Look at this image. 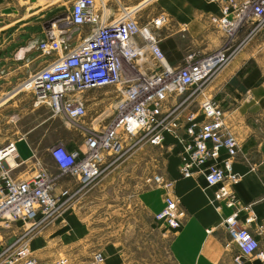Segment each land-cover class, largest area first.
<instances>
[{
	"label": "built area",
	"instance_id": "obj_1",
	"mask_svg": "<svg viewBox=\"0 0 264 264\" xmlns=\"http://www.w3.org/2000/svg\"><path fill=\"white\" fill-rule=\"evenodd\" d=\"M212 1L219 12L212 13L210 20L224 32L225 42L210 52L189 50L180 64L171 63L161 45L160 29L171 15L163 11L142 22L141 3L122 4L110 17L104 10L107 0H73L65 18L70 26L61 27L64 31L53 39L44 28L45 36L37 45L46 64L30 73L20 87L62 115L68 126L80 131L83 142L51 147L58 174L40 158L33 159L34 153L33 172L24 175L15 173L26 162L16 138L0 141V264H40L30 241L67 208L72 196L96 184L106 169L144 142L165 144L168 133L176 138L173 144L178 146L181 176L204 175L213 189L215 207L220 212L224 204L231 208L222 224L240 249L236 264L257 252L259 239L250 227L256 214L251 203L240 202L234 185L240 178L233 168L240 139L225 109L206 94V87L264 29V0ZM59 24L56 21L54 28H60ZM243 30L248 32L241 38ZM108 86L112 90L107 106L89 118L86 90ZM63 175L74 177L78 188L71 191L62 186L58 191ZM147 180L164 188L155 220L171 230L179 228L187 211L175 192V178L155 172ZM19 220L24 221L23 227ZM15 224L22 230L7 240L5 231ZM55 263L71 264L67 257ZM90 264H105L102 249L94 252Z\"/></svg>",
	"mask_w": 264,
	"mask_h": 264
},
{
	"label": "crops",
	"instance_id": "obj_2",
	"mask_svg": "<svg viewBox=\"0 0 264 264\" xmlns=\"http://www.w3.org/2000/svg\"><path fill=\"white\" fill-rule=\"evenodd\" d=\"M160 1L164 8H168L175 21L174 24L171 22L167 26L168 30H161V45L171 63L176 64L182 60L191 48L210 52L225 42L224 32L210 20L212 13L219 12L216 2L212 0ZM121 5L122 3H119V7ZM104 10L106 15V9ZM112 14L116 15L117 12ZM84 29H88V26ZM244 32L245 30L240 36L244 35ZM78 39L79 37L75 34L74 40ZM260 51L258 44H250L237 54L206 87V94L214 96L225 109L227 121L236 133L244 125L245 112L259 105V95L264 92V56ZM251 60L260 67L263 77L261 83L253 86L243 82L247 72L243 75L239 74V70L246 67ZM239 83H243L247 89H243ZM85 96L89 118L98 116L103 110L100 106L108 102L110 98L109 94H102L97 89L85 92ZM30 97H32L31 92L17 86L4 96H0V106L4 103L7 105H17L22 101L27 103ZM95 108L98 113L90 115ZM47 119L48 117L41 118L36 124L28 127L24 135L16 138L20 156L26 159V162L15 169V173L30 175L33 172L34 163L31 160L37 149L34 144L38 142L34 134L35 129L44 125ZM239 133L241 134V131ZM81 138L80 142L67 140L66 144L74 147L83 142V136ZM239 139L240 148L233 168L240 174V178L234 185L240 202L251 203L256 218L250 227L259 239L257 252L246 257L243 264H264V140L259 141L252 134H248L243 140L239 136ZM175 140L174 134H167L164 145L170 153L166 158L165 173L175 178V192L180 196L187 215L182 225L175 231L172 230L169 250L174 260L173 264H236L234 258L240 253V249L231 239L228 229L222 224L223 216L230 213L231 208L224 204L220 212L215 207L212 202L213 189L207 185L204 175L181 176L178 146L173 144ZM21 144L26 146L25 149H20ZM261 145H263L262 148ZM128 158L127 156L124 160ZM59 185L58 190L63 186ZM163 191L158 187L143 188L138 193V201L135 204L127 201L122 212L128 213L129 210L141 208L150 212L156 221L154 214L163 205ZM240 215L244 218L246 211L243 209ZM66 219L55 225H49L31 239V249L38 257L40 264L48 262L56 264L55 261L60 257H67L71 264H90L99 244L91 233L87 216L83 215L81 209L76 208L67 214ZM208 228H211V231H208ZM17 233L16 227L6 230L5 238L12 240ZM125 246V242L119 239L100 245V249L105 254V264H132L133 262L129 263L131 261L128 259L129 253ZM136 264H139V260Z\"/></svg>",
	"mask_w": 264,
	"mask_h": 264
},
{
	"label": "rangeland",
	"instance_id": "obj_3",
	"mask_svg": "<svg viewBox=\"0 0 264 264\" xmlns=\"http://www.w3.org/2000/svg\"><path fill=\"white\" fill-rule=\"evenodd\" d=\"M36 1H0L2 18L0 19V96L20 86L30 73L46 64V57L41 55L37 40L44 36L45 23H50L52 18H58L59 23L66 22L65 18L73 0H39L37 3ZM160 2V0H107L106 15L113 17L112 13L118 12L119 3H127V5L141 3L143 6L139 19L142 22L163 11L171 15L168 8H164ZM6 6H16L18 11L3 12ZM171 22L172 24L175 22L172 16L160 30H168L167 26ZM247 32L248 30H245L244 35ZM250 44H258L260 53L264 56V29L259 30L249 39L241 51ZM181 62L182 60H179L176 64ZM93 89H97L102 94H111L112 87L92 88L86 92ZM29 92L32 93V97L27 103L22 101L17 105L4 103L0 106V141L20 137L25 134L28 127L36 124L41 118L48 117L44 125L35 129L34 134L38 142L34 144L37 149L34 151L36 155H33V159L40 158L54 174H58L59 169L50 155L51 147L57 143L66 144L67 140L80 142L82 134L68 126L64 117L55 114L48 104L38 102L34 92ZM259 97V105L245 112L244 125L239 130L241 134L237 131L242 140L248 134H252L259 141L264 140V92ZM106 106L107 102L100 108L104 109ZM192 107H197L196 102ZM96 110L93 109L90 115H96L98 113ZM95 126L98 127L99 124ZM25 147L24 144L20 145L21 150ZM169 153L164 144L144 142L141 148L128 155V159L119 160L106 169L96 184L74 194L67 208L44 229L59 221L67 220V214L79 208L90 222L91 233L99 244L97 249L110 240L119 239L125 242L129 253L128 259L131 261L129 263L136 264L139 260V264H173L169 241L173 231L178 228L170 230L163 221H154L153 215L141 208L129 210L128 213L122 212L127 201H132L133 204L138 201V193L143 188L158 187L164 190L159 184L147 179L155 172H165ZM59 184L72 188L71 191L78 188L75 178L70 175H63L58 180L57 185ZM77 205L80 206L76 207ZM22 224L24 221L19 220V225ZM15 227L22 230L16 224Z\"/></svg>",
	"mask_w": 264,
	"mask_h": 264
},
{
	"label": "trees",
	"instance_id": "obj_4",
	"mask_svg": "<svg viewBox=\"0 0 264 264\" xmlns=\"http://www.w3.org/2000/svg\"><path fill=\"white\" fill-rule=\"evenodd\" d=\"M245 72H247V75L243 80L244 84L253 86L262 82L263 77L261 76V69L253 62V60L249 61V64H247L246 67H242L239 70V74L241 75H243ZM239 84L241 87H243V89H247L244 87L243 83Z\"/></svg>",
	"mask_w": 264,
	"mask_h": 264
},
{
	"label": "water",
	"instance_id": "obj_5",
	"mask_svg": "<svg viewBox=\"0 0 264 264\" xmlns=\"http://www.w3.org/2000/svg\"><path fill=\"white\" fill-rule=\"evenodd\" d=\"M12 11H15V12L18 11L16 6H6V7L3 8V12L9 13V12H12ZM0 19H2V18L0 17ZM57 19L58 18H52L50 23L49 22L45 23V29H47L46 33H47V36H48L49 39H53L54 37H56L57 34H60L61 32H63L64 30L61 29V27H68V26L71 25V22H69V21L67 22L66 21V22L60 23L58 25L60 28L55 29L54 26H55V22L57 21Z\"/></svg>",
	"mask_w": 264,
	"mask_h": 264
}]
</instances>
